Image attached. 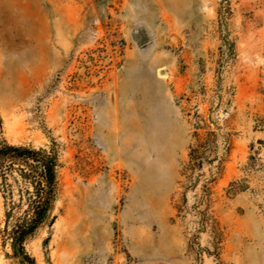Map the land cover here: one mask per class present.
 <instances>
[{"label": "rangeland", "instance_id": "rangeland-1", "mask_svg": "<svg viewBox=\"0 0 264 264\" xmlns=\"http://www.w3.org/2000/svg\"><path fill=\"white\" fill-rule=\"evenodd\" d=\"M2 142L57 158L35 264H216L203 212L221 263L264 264V0H0ZM7 183L0 264H21Z\"/></svg>", "mask_w": 264, "mask_h": 264}, {"label": "trees", "instance_id": "trees-1", "mask_svg": "<svg viewBox=\"0 0 264 264\" xmlns=\"http://www.w3.org/2000/svg\"><path fill=\"white\" fill-rule=\"evenodd\" d=\"M206 149L205 143L198 142L196 149L191 152L188 169L201 168ZM56 169L57 158L52 152L43 149L34 150L28 147H16L5 142L0 143V177L3 194L12 197L7 182L13 172H16L26 185L25 193L30 215H28V221L25 225L16 227L10 233L15 256L21 264H35L34 260L25 252L24 244L44 223L53 206L58 186ZM235 185L234 183L230 185L231 191ZM207 193V196H209L208 191ZM200 215L202 216L201 229H209L212 235L213 255L216 264H223L220 261L223 234L219 229V225L205 212L200 213ZM207 253L210 254V252Z\"/></svg>", "mask_w": 264, "mask_h": 264}, {"label": "bare ground", "instance_id": "bare-ground-1", "mask_svg": "<svg viewBox=\"0 0 264 264\" xmlns=\"http://www.w3.org/2000/svg\"><path fill=\"white\" fill-rule=\"evenodd\" d=\"M115 156L120 160H127L128 159V154L124 151H116Z\"/></svg>", "mask_w": 264, "mask_h": 264}]
</instances>
